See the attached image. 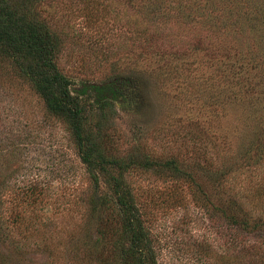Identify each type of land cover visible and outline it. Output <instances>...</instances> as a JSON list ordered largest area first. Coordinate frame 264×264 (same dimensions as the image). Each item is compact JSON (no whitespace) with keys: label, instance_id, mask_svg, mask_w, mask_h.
Returning a JSON list of instances; mask_svg holds the SVG:
<instances>
[{"label":"rangeland","instance_id":"obj_1","mask_svg":"<svg viewBox=\"0 0 264 264\" xmlns=\"http://www.w3.org/2000/svg\"><path fill=\"white\" fill-rule=\"evenodd\" d=\"M36 9L60 40L62 72L131 79V97L115 104L121 147L205 163L202 205L184 179L128 174L158 263L235 264L206 209L222 203L212 180L221 172L230 169L229 186L244 195L264 181V0H37ZM15 72L0 55V215L9 225L23 216L0 243V264H83L96 236L83 199L89 178L64 124ZM250 151L261 157L253 168ZM28 187L35 195L25 199ZM259 197L244 203L254 214H264Z\"/></svg>","mask_w":264,"mask_h":264},{"label":"trees","instance_id":"obj_2","mask_svg":"<svg viewBox=\"0 0 264 264\" xmlns=\"http://www.w3.org/2000/svg\"><path fill=\"white\" fill-rule=\"evenodd\" d=\"M36 1L0 0V55L12 57L16 75L29 84L46 113L64 124L89 178L90 187L83 199L88 207L87 222L96 236L93 249L84 252L80 263L159 264L155 240L128 174L135 170L184 179L196 186L191 189L192 196L201 203L197 179L203 174L200 171L205 163L184 159L176 153L152 154L139 144L121 147L112 131L115 104L131 97L127 92L131 79L116 74L91 81L62 72L56 62L60 40L40 19ZM253 128L256 130V126ZM244 143L243 137L241 148ZM250 155L253 160L249 167L258 166L259 152L250 151ZM230 175L229 169L221 172L219 178L213 177L224 191L218 199L222 203L205 209L220 221L219 236L232 248L228 258H233L235 264H264V214H254L251 206L244 204L250 195L264 198V181L255 191L244 195L229 186ZM22 193L25 199L35 195L29 187ZM11 216L10 225L21 226L23 216L19 211ZM31 224L28 222V226ZM10 225L0 215V243L7 238L5 234H10ZM226 263L230 264L227 260Z\"/></svg>","mask_w":264,"mask_h":264}]
</instances>
